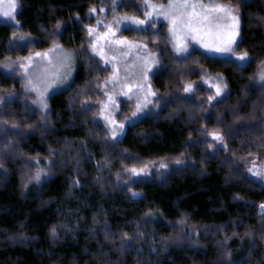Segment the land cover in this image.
<instances>
[{"label":"trees","instance_id":"1","mask_svg":"<svg viewBox=\"0 0 264 264\" xmlns=\"http://www.w3.org/2000/svg\"><path fill=\"white\" fill-rule=\"evenodd\" d=\"M113 1L18 0L16 22L0 21V264H264V181L248 169L264 164V0H218L240 12L245 65L176 56L164 23L120 29L156 65L153 102L132 119L123 101L115 137L100 115L111 67L86 53L90 11L145 9ZM57 44L87 51L42 111L3 66Z\"/></svg>","mask_w":264,"mask_h":264},{"label":"rangeland","instance_id":"2","mask_svg":"<svg viewBox=\"0 0 264 264\" xmlns=\"http://www.w3.org/2000/svg\"><path fill=\"white\" fill-rule=\"evenodd\" d=\"M16 2L17 7L14 12V19L5 17L2 11H0L1 21L7 20L16 22L15 15L19 8L18 0H16ZM117 2L114 0L111 2V5L114 4L116 7V5H118ZM150 2L155 3L153 0H150ZM203 2L221 3L218 0H203ZM168 3L169 0L164 3L155 4H163L167 7ZM144 5L145 0L143 1V7L145 12L149 11ZM2 8L6 9L7 4L5 3L2 5ZM107 11V5H103L99 9L96 8L95 11H92V14L98 17V19L96 24L91 27L90 35L92 37V51L97 56L101 57L106 65L112 68L110 77L104 82L102 87L103 99L100 105V115L112 132L113 129H115V136H117L120 131L117 114L119 113V107L123 106V101L129 102L135 107V112L131 117L132 119L140 117L146 107L153 102L154 92L150 84V74L156 65V59L151 54L148 44L121 37L119 35L120 29L132 26L137 29L146 30L148 27H155L162 22L167 26L171 47L178 57H184L192 50L199 49L215 57L233 58L241 65H245L248 62V55L244 60H241L239 56L244 52H235L234 50L240 36L241 23L239 10V32L232 46V52H221L216 51L215 48H205L200 40L192 39L191 36L186 37L187 51L178 52L174 46L176 41L171 35V25L163 16H154L149 22L139 25L123 19L126 15L116 14V12H114L112 16H109ZM139 18L144 19V14ZM152 29L155 30V28ZM109 32L111 33L110 35L101 38L103 34ZM202 39L204 43L211 44L215 42L217 45L220 43L218 38L213 40L212 37L207 35L203 36ZM118 40H125L126 43H115V41ZM150 40V42H152V38H150ZM145 45L147 47H145ZM37 53L41 55L37 56ZM44 53H47V55H43ZM77 64V57L74 51L64 46H57L45 51L34 52L23 62L14 65H6L4 69L7 72L19 70L25 79L27 93L33 97L35 105L40 110L45 111L48 108V96L66 88L70 84ZM212 85L215 86L217 83L212 82ZM41 93H43V95H41ZM109 97H111V99H109ZM105 105H107V107H105ZM113 121H115V123H113ZM251 164H254L255 167L251 168ZM248 169L253 177L264 181V164L257 163V161L254 160L248 163ZM258 209L264 212V203H262Z\"/></svg>","mask_w":264,"mask_h":264},{"label":"snow or ice","instance_id":"3","mask_svg":"<svg viewBox=\"0 0 264 264\" xmlns=\"http://www.w3.org/2000/svg\"><path fill=\"white\" fill-rule=\"evenodd\" d=\"M5 3L7 4L6 9L2 8V5ZM144 6L149 9V11L144 13V19L137 16H125L123 19L129 20L134 24L143 25L154 16H163L171 25V35L176 41L174 46L178 52L187 51L186 37L188 36H191L192 39L200 40L205 48H215L216 51L221 52L233 51L232 46L239 32V13L231 4L226 5L218 2L204 3L203 0H169L167 7H165L163 4H155L151 3L150 0H145ZM16 7V0H0V11H2L5 17L14 19ZM110 34V32L105 33L101 38L107 37ZM205 35L212 37L213 40L218 38L219 45L215 42L211 44L204 43L202 37ZM115 43L122 44L126 43V41L118 40ZM145 47L147 46L145 45ZM36 55L40 56L41 54L37 53ZM43 55L46 56L47 53ZM247 55L244 52L240 54L239 58L244 60ZM260 79L264 81V72L260 73ZM191 88L192 85L188 84L186 90H191ZM215 88L217 94L222 91V86L219 84L215 85ZM209 99L212 98L210 97ZM112 135H116L115 129H113ZM213 135L217 139H222L217 133H213Z\"/></svg>","mask_w":264,"mask_h":264},{"label":"bare ground","instance_id":"4","mask_svg":"<svg viewBox=\"0 0 264 264\" xmlns=\"http://www.w3.org/2000/svg\"><path fill=\"white\" fill-rule=\"evenodd\" d=\"M90 14L92 15V13H91V11H90ZM121 15H126L127 16V14H121ZM0 21H1V18H0ZM2 21H5V22H10V21H7V20H2ZM10 23H14V22H10ZM160 23H162V22H160ZM94 24H96V22L94 23ZM94 24H91V25H89L88 27H87V41H88V47H89V49H88V52H86L87 54H88V56H90V57H95L97 60H99L101 63H99L101 66H108V65H106L105 64V62L103 61V59L101 58V57H99V56H97L93 51H92V37H91V35H90V29H91V27L92 26H94ZM152 28H157L158 27V25H156L155 27H153V26H151ZM124 28H126V27H124ZM124 28H122V29H124ZM151 28V29H152ZM121 29V30H122ZM57 46H64V47H66L65 45H59V44H57V45H53V46H51L50 48H48V49H51V48H53V47H57ZM66 48H68V49H70V50H72V51H74V53L76 54V57H77V62L79 61V55H78V50H84V51H87V48L86 47H84V46H82V47H73V48H71V47H66ZM47 49V50H48ZM45 51V50H44ZM35 52H41V51H35ZM32 53H34V52H32ZM32 53H30L28 56H26L25 58H23L22 60H20V61H16V62H10V63H8V64H6V65H10V64H19V63H21V62H23L24 60H26ZM6 65H4L3 66V70L5 71V72H7L5 69H4V67L6 66ZM77 68H78V64H77V67H76V70H77ZM75 70V71H76ZM111 70H112V68H111ZM75 71H74V74H75ZM15 73L17 76H19V77H21V79L23 80V83L25 84V79H24V77L21 75V73L19 72V70H15V71H12V72H7V73ZM74 76V75H73ZM61 91V90H60ZM59 92V91H58ZM33 101V105L35 106V107H37L36 105H35V103H34V100H32ZM100 105H101V103H100ZM38 108V107H37Z\"/></svg>","mask_w":264,"mask_h":264}]
</instances>
